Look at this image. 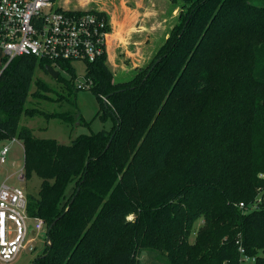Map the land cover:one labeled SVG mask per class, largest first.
I'll return each instance as SVG.
<instances>
[{"label":"trees","instance_id":"obj_1","mask_svg":"<svg viewBox=\"0 0 264 264\" xmlns=\"http://www.w3.org/2000/svg\"><path fill=\"white\" fill-rule=\"evenodd\" d=\"M171 1L180 22L130 79L115 81L107 53L86 65L108 129L69 143L36 136L20 119L35 113L36 66L51 61L21 55L0 73V138H20L25 177L41 178L27 194L46 225L33 264H141L144 250L169 264H242L240 247L264 264V0ZM36 82L44 97L51 88Z\"/></svg>","mask_w":264,"mask_h":264},{"label":"rangeland","instance_id":"obj_2","mask_svg":"<svg viewBox=\"0 0 264 264\" xmlns=\"http://www.w3.org/2000/svg\"><path fill=\"white\" fill-rule=\"evenodd\" d=\"M122 2L127 5L130 12L135 11L136 13L139 12L138 10H145L148 6L146 0H139L142 4L141 7L135 5V0H56L55 5L79 10L97 9L99 11H105L108 16H111L113 13L117 15V13L120 12V4H122ZM155 2H157V6H161L162 9L156 12L152 20L153 24H156V30L152 33L153 37L148 46L153 49L154 57L165 38L170 34L173 26L180 22L179 14L183 10L181 2L177 4L173 3L171 0H155ZM162 15L163 17L160 18ZM118 19H120V17ZM125 22L124 30H127L125 31L127 34L125 36L126 44L124 47H119V51L122 52L121 54L118 52V55H120V57L124 56L126 63L129 64V60L132 58L126 54V49L130 50L131 47L137 46L136 44L134 46L131 45H133L134 41L139 40L141 34L139 29L144 21L138 14H128ZM111 30L112 25L110 32H112ZM148 35L149 34L145 36ZM2 58L3 54L0 50V71L3 65ZM71 64L77 75L74 79L72 78V74L64 69H59L60 75L54 78L46 72L42 66L37 65L35 68L30 94L26 102V107L35 109V113L32 115L23 114L20 119V124L31 128L36 136L40 138H54L60 142L69 143L80 134H90L103 128L108 129L113 124L111 118L103 120L99 115H96L97 111L100 110V101L91 88L75 89L79 82L85 80L86 63L83 61H74ZM114 75L116 81L128 80L132 77L131 75L125 77L120 70L115 72ZM37 79L45 82L51 88L48 92L40 89L48 98L33 94L35 90H38ZM69 83H72L74 88H68L67 84ZM67 111H70L74 117L70 124L59 117L48 118L46 115L47 113ZM77 115L80 116L77 117ZM3 142L9 146L10 151L7 156V161L0 166V183L6 181L10 185L21 187L26 194H37L41 178L36 173H33L30 178H25L24 180H19L18 178L20 170L24 172L26 170L25 151L22 140L14 136L5 138ZM262 194L263 192L259 194L260 196L257 198L258 201L264 198ZM200 223L201 221H198L197 225ZM33 224L34 221L31 219L29 221L31 228ZM14 234L15 233L9 235V238L13 237ZM32 236L34 240L30 242V245H33V249H22L10 264H33L34 260L39 255H42L46 246V231L40 230L36 235L30 234V237ZM190 240L193 241L194 236H191ZM139 259L141 264H169L167 257L157 250H144L140 254ZM0 264L2 263L0 262Z\"/></svg>","mask_w":264,"mask_h":264},{"label":"built area","instance_id":"obj_3","mask_svg":"<svg viewBox=\"0 0 264 264\" xmlns=\"http://www.w3.org/2000/svg\"><path fill=\"white\" fill-rule=\"evenodd\" d=\"M54 0H0V49L3 65L0 73L17 56L30 55L50 60L56 70L64 69L61 62H94L107 53L110 20L96 12L75 13L58 9ZM93 81L85 77L78 89L90 88ZM105 98V97H104ZM106 99V98H105ZM0 138V166L7 161L9 146ZM19 180L25 172L20 170ZM240 205L243 207L244 203ZM255 207V206H254ZM33 219L31 228L29 221ZM34 229V232L31 231ZM45 230L41 217L27 212V194L17 185L0 183V262L10 264L24 248L33 249L31 235ZM15 233L13 237L9 235ZM243 253L242 264L255 258Z\"/></svg>","mask_w":264,"mask_h":264},{"label":"crops","instance_id":"obj_4","mask_svg":"<svg viewBox=\"0 0 264 264\" xmlns=\"http://www.w3.org/2000/svg\"><path fill=\"white\" fill-rule=\"evenodd\" d=\"M146 1L148 6L143 11L138 10V13H136L135 11L130 12L128 10L127 5L122 2V4H120V12H118L117 15H114L113 13L111 14V16H109V20L112 25V32H110L108 38L107 62L114 73L120 70V72L125 75V77L128 75L133 76L136 73L137 69L147 65V63L154 57V51L148 45L153 37L152 33L156 30V24L154 25L152 20L154 19V15L156 14V12L158 10L161 11L162 7H158L157 2H155V0ZM135 5H137L138 7L142 6L139 0H135ZM128 14H138V16H140L141 19L144 21V23L141 24V28L139 29V31H141L139 40L134 41L133 45H131L134 46L136 44L137 46H134L133 48L131 47L130 50L126 49V54L129 55L130 58H132L131 60H129V64L126 63L124 56L120 57V55H118V52L120 54L122 52L119 51V47H124L126 44L125 36L127 34L125 33V31L127 30H124V25L126 23L125 19ZM119 17L120 19H118ZM161 17H163V15L160 16V18ZM147 34L149 35L145 36Z\"/></svg>","mask_w":264,"mask_h":264},{"label":"water","instance_id":"obj_5","mask_svg":"<svg viewBox=\"0 0 264 264\" xmlns=\"http://www.w3.org/2000/svg\"><path fill=\"white\" fill-rule=\"evenodd\" d=\"M158 61H159V59L156 60V63H157ZM46 69H47L48 73H49L50 75H52L54 78H57V77H58V75H59V71L56 70L53 66H51L50 64H47V65H46ZM113 135H114V134H113ZM111 139H112V137H111ZM111 139L109 140V143H110ZM73 199H74V197L72 198L71 201H73ZM54 223H55V221H54L53 223H51V224L48 226V228H47V240H48L49 244H51V242L49 241V240H50L49 232H50V229H51V227L53 226ZM31 231L34 232V229H31Z\"/></svg>","mask_w":264,"mask_h":264}]
</instances>
